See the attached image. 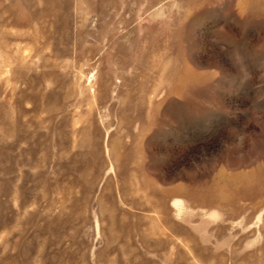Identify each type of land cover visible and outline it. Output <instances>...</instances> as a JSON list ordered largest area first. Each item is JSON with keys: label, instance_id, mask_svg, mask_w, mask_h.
Segmentation results:
<instances>
[{"label": "rangeland", "instance_id": "obj_1", "mask_svg": "<svg viewBox=\"0 0 264 264\" xmlns=\"http://www.w3.org/2000/svg\"><path fill=\"white\" fill-rule=\"evenodd\" d=\"M0 264H264V0H0Z\"/></svg>", "mask_w": 264, "mask_h": 264}, {"label": "bare ground", "instance_id": "obj_2", "mask_svg": "<svg viewBox=\"0 0 264 264\" xmlns=\"http://www.w3.org/2000/svg\"><path fill=\"white\" fill-rule=\"evenodd\" d=\"M175 204H176L177 206H179L180 203H179V202H176ZM179 208H180V207H179Z\"/></svg>", "mask_w": 264, "mask_h": 264}]
</instances>
